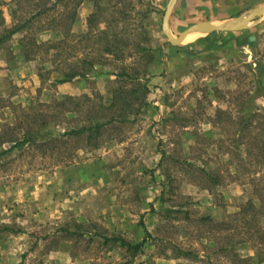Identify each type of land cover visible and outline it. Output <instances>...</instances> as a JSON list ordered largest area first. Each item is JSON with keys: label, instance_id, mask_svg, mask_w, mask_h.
I'll list each match as a JSON object with an SVG mask.
<instances>
[{"label": "rangeland", "instance_id": "rangeland-1", "mask_svg": "<svg viewBox=\"0 0 264 264\" xmlns=\"http://www.w3.org/2000/svg\"><path fill=\"white\" fill-rule=\"evenodd\" d=\"M167 3L0 0V264H264V14Z\"/></svg>", "mask_w": 264, "mask_h": 264}, {"label": "water", "instance_id": "water-1", "mask_svg": "<svg viewBox=\"0 0 264 264\" xmlns=\"http://www.w3.org/2000/svg\"><path fill=\"white\" fill-rule=\"evenodd\" d=\"M177 0H168L163 17H162V30L168 41L172 45L181 44L184 39L195 32L198 31H240L245 30L249 27L250 23L256 21L264 14V5L259 6L254 9L248 16L240 19L237 22L227 23V24H215L213 22L202 21L195 23L188 28H186L179 36L172 37L169 31L168 18L176 4Z\"/></svg>", "mask_w": 264, "mask_h": 264}, {"label": "trees", "instance_id": "trees-1", "mask_svg": "<svg viewBox=\"0 0 264 264\" xmlns=\"http://www.w3.org/2000/svg\"><path fill=\"white\" fill-rule=\"evenodd\" d=\"M109 123H110V121H106L103 123L96 122L93 124H84V125H81L78 129L71 130L70 132L75 134V135L83 136L87 145L93 142V145H94L93 147H96L99 144L97 142V139L100 136L102 129ZM31 140H33V137H32V135H29V134H23L21 139H14V140L12 139V140H10V142H12L11 145L8 147V149L5 150V152L10 151V150L14 149L15 147L23 145L24 143H27ZM144 233L146 236L149 235L145 229H144ZM104 241L105 242L120 241V245H122V246L127 245L128 248L133 249V253H136L143 246V244L145 242V238L142 241L137 242L134 245H129L124 240H122L120 238H116V237H112V238L105 237Z\"/></svg>", "mask_w": 264, "mask_h": 264}, {"label": "bare ground", "instance_id": "bare-ground-1", "mask_svg": "<svg viewBox=\"0 0 264 264\" xmlns=\"http://www.w3.org/2000/svg\"><path fill=\"white\" fill-rule=\"evenodd\" d=\"M191 35V34H190ZM189 36V35H188Z\"/></svg>", "mask_w": 264, "mask_h": 264}]
</instances>
